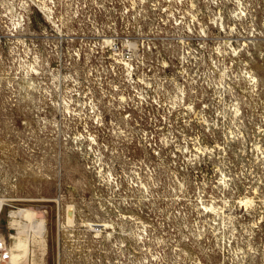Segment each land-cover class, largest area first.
I'll return each instance as SVG.
<instances>
[{
  "label": "rangeland",
  "instance_id": "1",
  "mask_svg": "<svg viewBox=\"0 0 264 264\" xmlns=\"http://www.w3.org/2000/svg\"><path fill=\"white\" fill-rule=\"evenodd\" d=\"M0 203V264H264V0H0Z\"/></svg>",
  "mask_w": 264,
  "mask_h": 264
},
{
  "label": "bare ground",
  "instance_id": "2",
  "mask_svg": "<svg viewBox=\"0 0 264 264\" xmlns=\"http://www.w3.org/2000/svg\"><path fill=\"white\" fill-rule=\"evenodd\" d=\"M17 211V210H16ZM23 209H18V214H19V216L21 217L22 215H23ZM17 214V213H16ZM69 214H71V213H69ZM14 216V215H13ZM17 221H19V220H17V219H15L14 220V222H17ZM22 221V220H21ZM23 222V221H22ZM36 222V221H35ZM39 222H41V221H39ZM44 225V224H43ZM25 227V226H24ZM21 228V227H20ZM34 230V229H33ZM40 231H42V230H40ZM38 233H39V231H38ZM36 235H37V233H35ZM40 234H42V233H40ZM41 236V235H40ZM43 237V236H42ZM38 239V235L37 236H33V241L34 240H37Z\"/></svg>",
  "mask_w": 264,
  "mask_h": 264
},
{
  "label": "built area",
  "instance_id": "3",
  "mask_svg": "<svg viewBox=\"0 0 264 264\" xmlns=\"http://www.w3.org/2000/svg\"><path fill=\"white\" fill-rule=\"evenodd\" d=\"M2 205H3V204L0 203V213H1Z\"/></svg>",
  "mask_w": 264,
  "mask_h": 264
}]
</instances>
